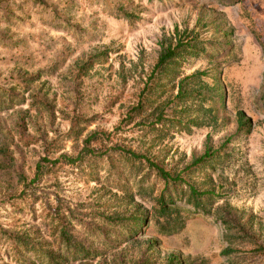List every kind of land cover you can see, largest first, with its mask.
I'll return each instance as SVG.
<instances>
[{
  "label": "rangeland",
  "instance_id": "1",
  "mask_svg": "<svg viewBox=\"0 0 264 264\" xmlns=\"http://www.w3.org/2000/svg\"><path fill=\"white\" fill-rule=\"evenodd\" d=\"M178 40L188 52L153 71ZM4 144L25 180L0 171V264H45V251L63 264H228L217 215L179 200L176 225L157 223L165 183L147 157L180 175L179 191L213 189L205 203L233 207L264 245V0H0ZM135 203L149 220L130 239ZM56 209L98 256L68 260Z\"/></svg>",
  "mask_w": 264,
  "mask_h": 264
},
{
  "label": "trees",
  "instance_id": "2",
  "mask_svg": "<svg viewBox=\"0 0 264 264\" xmlns=\"http://www.w3.org/2000/svg\"><path fill=\"white\" fill-rule=\"evenodd\" d=\"M124 17L129 16L124 14ZM190 46L191 45L185 44L181 40H178V42L174 45L170 42L162 44L153 71L157 69L162 71L166 68V66L174 63L176 60H178V56H180L181 53L188 52L186 47ZM190 49L192 50L193 48ZM195 76H197L196 73L188 77ZM182 88L183 86L181 85L179 92L177 91V94L174 97V100L178 101V98L187 96ZM223 95L224 92L217 90L215 95H213V101H223ZM188 96L191 95L188 94ZM169 103L170 101H166L164 104L168 105ZM159 107L160 106H157L158 109ZM235 115L237 130L246 129V131H248L252 125L251 119L246 116L243 110H237ZM158 117L161 119L162 112H160ZM95 135L96 134H94L93 137ZM215 151L205 152L201 157L195 159L187 167L196 165L200 162H210L211 160L209 158L212 157L211 155H213ZM128 152L134 158L144 157L142 154L136 153L134 150H129ZM146 160L150 166L154 167L156 172L160 175L165 183L164 188L153 197L155 204L152 206V208L155 212V219L157 223L160 225L163 224L161 220L163 219L165 221V225L169 224L171 227H173L171 224L176 225V218H179L180 213L176 202L183 200V202L187 205H190L195 212L217 215L221 224L224 226L223 240L225 246L221 251V255L226 257L228 264H241L242 262L253 261L255 258H259L260 256L264 255V245L257 239L256 235L248 229V226L238 218V214L235 212L233 207L227 204L213 207L212 204L207 205L205 203V198H203V196L206 194H212L214 196L216 195V197H219L214 193L213 189L201 191L195 186L189 184L187 192L186 190L182 189L179 191L175 187V183L178 181L177 179L180 176L178 173L172 176L169 171L165 170L160 164L150 160L149 157H147ZM0 171L8 176L17 175L19 180H25L23 173L16 169L11 151L8 150L7 144L0 146ZM171 187L172 190H170ZM134 208H136L140 213H138L136 210L131 211V213H129V220L123 224L127 232V237L130 239L133 238L139 232V228L142 225H145L149 220L148 210H143V208L137 203L134 204ZM55 214L58 216L59 222L53 227V232H56L58 241L60 242L61 246L64 247L65 252L67 253L68 260H79L84 259L87 256L99 255L100 250L98 248H91L87 246L83 241L77 239L72 233L68 231V226L63 220L65 216L59 212V209H56ZM117 218L118 220L124 219L120 216H117ZM103 221H107V223L112 224L115 220L111 216L107 215L104 217ZM147 243V247L152 248L155 247L158 242L155 239H150L147 241ZM28 244L29 243H26V245ZM245 245H250L251 247L247 249L244 247ZM41 253V256L45 257V264H63L65 262V258L62 256L60 257V254L57 255L53 251H45ZM165 264H184V261L180 258V256L170 253L167 255Z\"/></svg>",
  "mask_w": 264,
  "mask_h": 264
}]
</instances>
